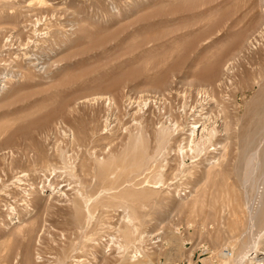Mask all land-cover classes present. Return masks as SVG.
I'll return each mask as SVG.
<instances>
[{
    "label": "rangeland",
    "instance_id": "374dc122",
    "mask_svg": "<svg viewBox=\"0 0 264 264\" xmlns=\"http://www.w3.org/2000/svg\"><path fill=\"white\" fill-rule=\"evenodd\" d=\"M8 35L0 264H264L262 0H0Z\"/></svg>",
    "mask_w": 264,
    "mask_h": 264
},
{
    "label": "bare ground",
    "instance_id": "6f19581e",
    "mask_svg": "<svg viewBox=\"0 0 264 264\" xmlns=\"http://www.w3.org/2000/svg\"><path fill=\"white\" fill-rule=\"evenodd\" d=\"M262 2H264V0H262ZM6 37V36H5ZM4 36H3V38L0 40L1 42H0V50H2L1 48H3V47H5V46H8V45H10L11 43H10V41H11V36L10 35H8L6 38H5ZM255 41L256 42V40H255V37H253V38H251L249 41H247V42H245L246 44L244 45V49L246 50H248V48H250V45H251V42L252 41ZM240 51V50H239ZM242 51V50H241ZM239 54V53H238ZM30 61V60H29ZM28 61V62H29ZM37 61V60H36ZM42 61V60H41ZM38 61L37 62H34V65L35 66H37L38 65ZM33 65V66H34ZM32 66V65H31ZM38 66H40V68H41V70H42V68H43V64L42 65H38ZM36 69V68H35ZM39 69V68H38ZM40 70V69H39ZM228 70V67L226 68V71ZM6 72V71H5ZM228 72V71H227ZM13 74H14V72H13ZM10 76L12 77V74H10ZM6 73H2V74H0V95L7 89V85H6ZM228 81V80H227ZM210 99V98H209ZM203 109V108H202ZM197 115H198V113H197ZM202 115V114H201ZM204 115H202V117H203ZM207 116V115H206ZM200 119H201V117H200ZM204 119V118H203ZM202 119V120H203ZM197 121L198 120H193L192 121V132H191V135L193 136L194 135V133L196 132V133H199V134H201V132H202V130L204 129V125H202L201 124V122L199 123V124H196L197 123ZM202 125V126H201ZM194 128V129H193ZM194 130H195V132H194ZM207 130V129H206ZM221 130V129H220ZM225 135V134H224ZM191 136V137H192ZM193 138V137H192ZM191 138V139H192ZM224 138V137H223ZM263 141H264V139H263ZM190 142V141H189ZM220 143V142H219ZM219 146H221L220 144H219ZM218 146V147H219ZM264 147V146H263ZM220 149V148H219ZM218 151H220V150H218ZM217 151V152H218ZM255 151V150H254ZM222 152V151H221ZM225 153V152H224ZM256 151L254 152V153H252L251 154V156H250V158H249V161H253L254 159V162H252V165H251V162H247L248 164H247V168L249 169V171H247L246 172V177H245V179H244V181H247L248 182V180L250 179V177H252L255 173H256V170L258 169V168H260V170H261V172H259V174H258V178L256 179V181L257 182H259V183H261V182H263V179H264V150H263V155H262V158L261 159H259V157H257V155H256ZM214 161V160H213ZM263 170H262V169ZM50 169V168H49ZM53 169V168H52ZM53 171H54V169H53ZM20 172V171H19ZM24 175H26L25 173H19L17 176L15 175V178H14V181H12L11 182V184L12 185H14L15 184V181L16 182H20L21 180H22V178H23V176ZM255 178V177H254ZM50 181V180H49ZM243 181V182H244ZM254 182V181H253ZM3 183V182H2ZM244 184H246L245 182H244ZM52 184L51 183H49L48 184V186H49V188H52V186H51ZM255 185V184H254ZM8 186H9V184H2V187L0 188V192L1 191H3L5 194H7V195H9L10 194V192L8 191L10 188H8ZM257 188H259L260 189V187H257ZM46 190V189H45ZM50 190V189H49ZM52 190H53V188H52ZM260 191H262V189L260 190ZM2 192V193H3ZM58 192V191H57ZM256 192V191H255ZM259 192V191H258ZM264 192V191H263ZM24 193L26 194V195H28L29 194V192H27V191H24ZM260 193V192H259ZM47 194V193H46ZM48 194H49V192H48ZM47 194V195H48ZM47 195H45V196H47ZM259 195V194H258ZM257 195V196H258ZM6 196V195H5ZM261 196H262V194L260 195V201H261ZM44 197V196H43ZM42 197V198H43ZM246 197V196H245ZM247 198V197H246ZM245 198V200H247ZM259 198V197H258ZM252 199V198H251ZM49 200V199H48ZM259 200V199H258ZM259 202V201H258ZM257 204V203H256ZM259 204V203H258ZM257 204V205H258ZM15 205V204H14ZM250 204H248L246 201H245V206H246V208H247V214H248V216H249V218L250 219H248L251 223H252V221H253V219H254V217L256 216V214H257V212H258V209H252L253 211H251V209H250V206H249ZM10 209L13 211V210H15L14 209V206L11 204L10 205ZM86 208H87V206H86ZM88 209V208H87ZM87 211V210H86ZM14 213V212H13ZM87 213H88V211H87ZM10 222L13 224V226L14 227H17L18 229H20V224L22 223V220L20 219V217H16L15 219L13 218H10ZM76 222V221H75ZM9 223V222H8ZM81 223V222H80ZM10 224V223H9ZM77 224V223H76ZM254 224V223H253ZM42 227H40V229H39V237H40V235L43 233V231H44V226L43 225H41ZM80 226V225H79ZM42 228V229H41ZM7 229V228H6ZM6 229H5V231H6ZM6 233V232H5ZM36 237H37V239H38V235H36ZM35 237V238H36ZM40 240V239H39ZM253 240V239H252ZM247 244H248V242H246ZM245 243V244H246ZM255 243V242H254ZM250 244V243H249ZM249 246V245H248ZM247 246V247H248ZM252 246V245H251ZM251 248V247H250ZM256 248V247H255ZM247 250H249V248L247 249ZM246 250V252L244 253V255H246V253L248 252ZM252 250V249H251ZM253 251H254V248H253ZM254 253V252H253ZM263 253V252H262ZM222 254L224 255V256H227V255H230L231 253L230 252H226V251H224V252H222ZM263 256V255H262ZM252 258H255V257H252ZM258 258V257H257ZM34 259H37V255L34 257ZM261 259V258H260ZM251 261V260H250ZM253 261H255V260H253ZM260 261V260H259ZM239 264V263H238Z\"/></svg>",
    "mask_w": 264,
    "mask_h": 264
},
{
    "label": "built area",
    "instance_id": "2783aa9c",
    "mask_svg": "<svg viewBox=\"0 0 264 264\" xmlns=\"http://www.w3.org/2000/svg\"><path fill=\"white\" fill-rule=\"evenodd\" d=\"M226 252H228V251H226Z\"/></svg>",
    "mask_w": 264,
    "mask_h": 264
}]
</instances>
